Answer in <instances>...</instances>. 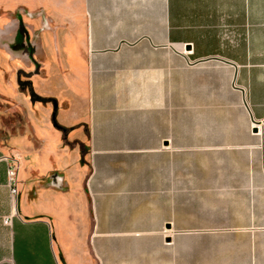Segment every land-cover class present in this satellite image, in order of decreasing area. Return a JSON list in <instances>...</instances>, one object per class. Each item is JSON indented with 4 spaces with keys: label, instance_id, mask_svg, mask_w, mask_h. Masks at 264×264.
Listing matches in <instances>:
<instances>
[{
    "label": "crops",
    "instance_id": "obj_1",
    "mask_svg": "<svg viewBox=\"0 0 264 264\" xmlns=\"http://www.w3.org/2000/svg\"><path fill=\"white\" fill-rule=\"evenodd\" d=\"M19 76L57 108L0 112V264H264V0H0Z\"/></svg>",
    "mask_w": 264,
    "mask_h": 264
},
{
    "label": "rangeland",
    "instance_id": "obj_2",
    "mask_svg": "<svg viewBox=\"0 0 264 264\" xmlns=\"http://www.w3.org/2000/svg\"><path fill=\"white\" fill-rule=\"evenodd\" d=\"M25 77L24 76H19V81L20 84L12 83L13 87L7 92V96L11 98L8 100L9 102H0V112L5 113L7 118L6 119L8 122V119L13 124V133L17 134L26 129V117L24 114L25 107H28L29 105H35V107H39V105L42 106H48L51 108V99H44V103H39V102H34L31 103L29 99V94L30 92H33L38 96V91H41L43 88H48L51 86L52 90L57 89V83L56 82H38L36 85L30 90V86H23L21 85V81H24ZM1 83L5 84L4 79H1ZM7 109H11V111H7ZM51 114H53L51 112ZM57 116H55V123H57ZM51 124H52V117H51ZM53 126V124H52ZM30 131V130H29ZM30 136V135H29ZM19 161V159H18ZM19 169H20V164H19ZM19 181V180H18ZM16 199H14V202Z\"/></svg>",
    "mask_w": 264,
    "mask_h": 264
},
{
    "label": "built area",
    "instance_id": "obj_3",
    "mask_svg": "<svg viewBox=\"0 0 264 264\" xmlns=\"http://www.w3.org/2000/svg\"><path fill=\"white\" fill-rule=\"evenodd\" d=\"M6 165V187L8 189V194L12 199L18 196V174H19V161L15 157H2ZM7 223V220H4Z\"/></svg>",
    "mask_w": 264,
    "mask_h": 264
},
{
    "label": "water",
    "instance_id": "obj_4",
    "mask_svg": "<svg viewBox=\"0 0 264 264\" xmlns=\"http://www.w3.org/2000/svg\"><path fill=\"white\" fill-rule=\"evenodd\" d=\"M30 76H31L30 74H25V77H30ZM17 83L20 84L19 79H18ZM21 84H22V85H25L26 82H21ZM29 99H30V102H31V103H34V102L44 103V99L41 98V97H39V96H37V95L34 94L33 92H30V94H29ZM51 104H52V109H53V111H55L56 108H57V103H56V101L51 100ZM52 124H53L54 127H57V126H56V123H55V120H54V115H53V114H52ZM254 132H256L255 129H254Z\"/></svg>",
    "mask_w": 264,
    "mask_h": 264
},
{
    "label": "trees",
    "instance_id": "obj_5",
    "mask_svg": "<svg viewBox=\"0 0 264 264\" xmlns=\"http://www.w3.org/2000/svg\"><path fill=\"white\" fill-rule=\"evenodd\" d=\"M57 128L60 129V127H57ZM80 152L82 156L85 154L86 150L83 146H80Z\"/></svg>",
    "mask_w": 264,
    "mask_h": 264
},
{
    "label": "flooded vegetation",
    "instance_id": "obj_6",
    "mask_svg": "<svg viewBox=\"0 0 264 264\" xmlns=\"http://www.w3.org/2000/svg\"><path fill=\"white\" fill-rule=\"evenodd\" d=\"M22 85V84H21ZM23 86H26V85H23Z\"/></svg>",
    "mask_w": 264,
    "mask_h": 264
}]
</instances>
